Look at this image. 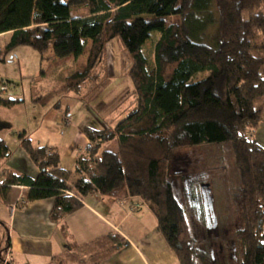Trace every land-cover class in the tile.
Instances as JSON below:
<instances>
[{"label":"trees","instance_id":"16d2710c","mask_svg":"<svg viewBox=\"0 0 264 264\" xmlns=\"http://www.w3.org/2000/svg\"><path fill=\"white\" fill-rule=\"evenodd\" d=\"M77 11L86 15L74 17ZM2 35L9 40L0 47V64L21 46L42 60L50 53L79 59L89 47L86 68L72 77L68 92L81 90L106 46L120 39L132 60L137 105L113 128L84 129L90 143L75 172L61 167L55 148H36L26 132L19 134L39 174L33 179L9 170L0 179L1 200L25 186L27 201H54L55 222L91 194L138 200L156 216L180 264H198L187 213L169 179L172 152L232 145L243 181L244 226L236 235L244 248L241 264H264V148L252 134L264 116V0H0ZM2 93L1 107L19 103ZM112 142L117 150L103 148ZM10 156L0 139V162ZM202 181L190 197L200 195ZM125 245L118 234L74 243L63 262L86 257L100 264Z\"/></svg>","mask_w":264,"mask_h":264},{"label":"rangeland","instance_id":"374dc122","mask_svg":"<svg viewBox=\"0 0 264 264\" xmlns=\"http://www.w3.org/2000/svg\"><path fill=\"white\" fill-rule=\"evenodd\" d=\"M72 14L74 17L85 16L86 12L77 11ZM176 20L172 18V22ZM8 40L9 35L1 36L0 47L3 48ZM88 53L89 47L79 59H58L50 53L42 60L38 51L21 46L0 64V90L2 87L8 89L1 96L19 102L4 110V122L14 133L18 131L21 134L25 131L34 147L37 144L57 147L62 168L68 171L74 170V158L77 156L76 152L73 157L69 156V148L76 141L81 128H113L117 122L133 112L137 105L129 77L132 60L120 39L106 46L104 61L94 69L80 91H67L69 85H75L72 77L85 70ZM35 99L42 104L48 103L36 105L33 103ZM67 113L70 117L65 115ZM258 128L252 133L254 138ZM18 135L10 136L7 143L14 160H17L16 156L21 150L26 153L21 148ZM15 137L17 140H14ZM103 148L117 150L115 142L106 144ZM84 155H87L86 149L82 156ZM8 171H1L0 178ZM169 179L187 213L191 235L197 245V263L241 264L244 248L236 235L244 226L243 181L233 146L204 145L173 151L169 164ZM200 180L204 181L202 185H210L216 228L214 225L208 228L203 215L200 216L196 211L195 199L190 197L194 186L199 184L197 182ZM9 217L6 206L0 202V221L7 225ZM133 217L127 220V225L136 223L137 219L142 220L144 226L152 227L154 218L147 207L142 216L134 214ZM222 244L225 248L223 256L229 257L233 254L234 259H222V255H218ZM7 246V228L0 226V264H12L6 253ZM233 247L235 251L232 250ZM213 249L217 258L215 262L211 252Z\"/></svg>","mask_w":264,"mask_h":264},{"label":"crops","instance_id":"0c3cea01","mask_svg":"<svg viewBox=\"0 0 264 264\" xmlns=\"http://www.w3.org/2000/svg\"><path fill=\"white\" fill-rule=\"evenodd\" d=\"M6 109L0 106V139L8 143L9 137L17 136L19 132L14 133L4 122L3 113ZM68 113L65 115L70 117ZM83 131L81 128L76 141L69 148V156L73 157L77 153L74 170H69L71 172H75L76 161L84 154L88 145ZM255 139L264 148V120L256 131ZM43 146L58 151L57 147L50 145L37 144L36 147ZM20 152L16 156L17 160L11 155L6 161H1L0 172L10 170L35 179L39 169L26 153L22 150ZM61 163L60 159L63 167ZM26 191L27 187L16 186L10 191L7 200L0 199L10 215L7 225L1 221L0 223L1 227L7 228L6 253L12 264H90L86 257L75 263H64L63 255L74 243L84 245L112 234L120 235L126 245L100 264H180L178 257L158 231L156 216L144 202L91 194L80 199L82 207L76 212L55 222L51 218L54 201L29 202L25 197ZM138 205L141 208L137 210ZM146 207L153 214L152 227L144 226L143 221L137 219L136 223L126 224L129 218H134V214L142 216Z\"/></svg>","mask_w":264,"mask_h":264},{"label":"flooded vegetation","instance_id":"af4514ba","mask_svg":"<svg viewBox=\"0 0 264 264\" xmlns=\"http://www.w3.org/2000/svg\"><path fill=\"white\" fill-rule=\"evenodd\" d=\"M200 197H201V198H200ZM205 198H209V195H208V193H205V194L203 193V191H202V185H201V187H200V195H198L197 198L195 199V201H194V206L196 207V211H197V213H198L200 216L203 215V217H204V219H205V222H206V224L208 225V228H209L211 225H212V226L214 225V228H216L217 224H216L215 216H214V214H213V210H212V211H209L208 213H207V211H206V207H205ZM215 225H216V226H215ZM212 226H211V227H212ZM233 245H234V243H233ZM232 250L235 251V248L233 247ZM211 252H212V255H213V260H214V262L217 261V258H216L215 253H214V249H213ZM224 252H225V248H224V245L222 244V245H220V247H219L218 255H219V256L222 255V256H220L222 259H228V258H230V259H234L233 254L230 255L229 257H226V256L224 257V256H223ZM233 253H235V252H233Z\"/></svg>","mask_w":264,"mask_h":264},{"label":"water","instance_id":"95a60500","mask_svg":"<svg viewBox=\"0 0 264 264\" xmlns=\"http://www.w3.org/2000/svg\"><path fill=\"white\" fill-rule=\"evenodd\" d=\"M202 191L203 193H208L209 198H205V207H206V211L207 213L210 211H212V196H211V189H210V185L208 184H203L202 185ZM216 226V225H215Z\"/></svg>","mask_w":264,"mask_h":264},{"label":"built area","instance_id":"2783aa9c","mask_svg":"<svg viewBox=\"0 0 264 264\" xmlns=\"http://www.w3.org/2000/svg\"><path fill=\"white\" fill-rule=\"evenodd\" d=\"M7 90H8V89H7L6 87H2V91H3V93H6V92H7ZM67 122L69 123V119L67 120ZM136 208H137V210H138V209H140V208H141V206H140V205H138Z\"/></svg>","mask_w":264,"mask_h":264}]
</instances>
